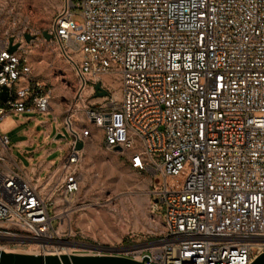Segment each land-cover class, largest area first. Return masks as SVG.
Masks as SVG:
<instances>
[{"label": "built area", "instance_id": "1", "mask_svg": "<svg viewBox=\"0 0 264 264\" xmlns=\"http://www.w3.org/2000/svg\"><path fill=\"white\" fill-rule=\"evenodd\" d=\"M37 42L57 44L77 79L61 120L71 138L54 170L35 176L0 134V250L144 264H250L264 253V0H63L48 28L0 39V122L53 115L29 58ZM97 82L119 98L90 103ZM91 128L148 180L150 213L164 206L159 232L98 243L59 229L84 207L74 146Z\"/></svg>", "mask_w": 264, "mask_h": 264}, {"label": "rangeland", "instance_id": "2", "mask_svg": "<svg viewBox=\"0 0 264 264\" xmlns=\"http://www.w3.org/2000/svg\"><path fill=\"white\" fill-rule=\"evenodd\" d=\"M62 4L63 0H0V39L24 28L35 32L48 28ZM73 10L79 14L78 9ZM74 20L80 21V18L75 16ZM29 58L34 63L39 80L51 91V112L57 117L55 120L52 114L19 113L11 114L0 122V134L7 136L12 156L26 169L30 168L31 162L24 154L25 150L37 158L44 150L52 149L50 157L56 159V164L65 155V149L58 146H64L71 136L61 120L66 116L65 108L78 85L70 64L61 56L54 42H37L32 46ZM102 87L112 95L117 91L107 82ZM97 99L90 97L88 101L100 102ZM35 119L50 121L54 128H59L65 139L52 143L43 140L42 135L32 132ZM91 129L92 138L85 142L86 149L82 152L79 168L82 181L78 200L84 202V207L64 221L61 229L71 226L76 233L73 237L75 241L98 243L124 241L129 234L142 237L147 233L159 232L162 229L163 204H158L155 214L150 213L148 190L143 187V177L127 168L115 150L103 146L99 130ZM30 136L35 141L32 145L19 144ZM88 149L91 154L86 161ZM157 178L160 187L161 177ZM52 225H56L55 220Z\"/></svg>", "mask_w": 264, "mask_h": 264}, {"label": "water", "instance_id": "3", "mask_svg": "<svg viewBox=\"0 0 264 264\" xmlns=\"http://www.w3.org/2000/svg\"><path fill=\"white\" fill-rule=\"evenodd\" d=\"M46 40H50L52 36L47 32H42ZM26 41L33 39V36L25 34ZM17 45H12V38H9L8 51L14 52ZM94 91L96 97L107 96L108 92L101 86L100 82L95 83ZM6 97L5 89H2L0 98L4 100ZM57 137H62L58 134ZM83 144L76 142L74 148L82 149ZM156 201V200H155ZM0 264H144L128 258L110 255H33L25 253L4 252L0 250ZM250 264H264V253L259 254Z\"/></svg>", "mask_w": 264, "mask_h": 264}, {"label": "crops", "instance_id": "4", "mask_svg": "<svg viewBox=\"0 0 264 264\" xmlns=\"http://www.w3.org/2000/svg\"><path fill=\"white\" fill-rule=\"evenodd\" d=\"M34 124L35 127L32 132H35V134H37L38 136L42 135L43 140L49 141V143L58 142L61 140L59 139V137H57L58 136L57 132H61V131L57 126H55L54 128L50 121H40L38 119H35ZM34 142H35L34 138L30 136L28 139L22 140L19 144H28L30 146ZM67 147H68L67 142L64 144V146H58L59 149H65V151L67 150ZM51 153H52V149L44 150L42 154L38 155V157L35 158L31 155V153L28 150H25L24 154H26L27 159L31 162V166L27 170L35 176H43L53 171L56 166V159L50 157ZM142 182L144 189L148 190L149 189L148 180L146 178H142Z\"/></svg>", "mask_w": 264, "mask_h": 264}, {"label": "bare ground", "instance_id": "5", "mask_svg": "<svg viewBox=\"0 0 264 264\" xmlns=\"http://www.w3.org/2000/svg\"><path fill=\"white\" fill-rule=\"evenodd\" d=\"M113 97H115V98H119V92H118V91H115V92L113 93ZM103 98H104V97H101V98H98L97 100L101 101V100H103ZM85 149H86V144H84V147L82 148V152L85 151ZM89 149H90V148H89ZM89 149L87 150L86 161H88L89 158H90V154H91V152H90ZM62 227H63V225L60 226L59 229H61ZM64 243H66V242H64ZM66 244H68V243H66Z\"/></svg>", "mask_w": 264, "mask_h": 264}]
</instances>
